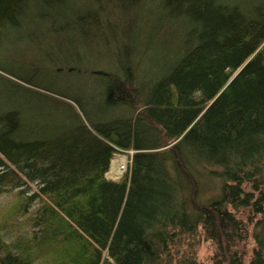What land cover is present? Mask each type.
<instances>
[{
    "label": "trees",
    "instance_id": "trees-1",
    "mask_svg": "<svg viewBox=\"0 0 264 264\" xmlns=\"http://www.w3.org/2000/svg\"><path fill=\"white\" fill-rule=\"evenodd\" d=\"M251 1L0 0V28L35 13L56 35H99L115 12L137 6L157 11L162 25L181 21L178 46L163 47L169 31L149 84L128 72L120 51L116 72L99 73L105 104L133 115L83 113L88 125L77 116L31 137L18 110L0 112V193L17 196L0 211V264H244L239 244L249 236L246 264H264V0ZM128 149L127 171L107 179L113 154ZM201 165L222 181L207 202L196 197ZM199 235L213 245L206 263L190 248Z\"/></svg>",
    "mask_w": 264,
    "mask_h": 264
},
{
    "label": "rangeland",
    "instance_id": "rangeland-1",
    "mask_svg": "<svg viewBox=\"0 0 264 264\" xmlns=\"http://www.w3.org/2000/svg\"><path fill=\"white\" fill-rule=\"evenodd\" d=\"M143 8L144 6H137L123 16L119 12H115L114 17L109 14L106 20L111 17L113 27L104 31L108 25L102 22L99 35L93 37L85 35V28L79 32L66 29L59 35L50 34L45 28L49 23L35 13L18 18L17 26L3 25L0 28V112L7 108L18 110L23 118L24 129L33 132L31 137L38 136L37 133L45 135L62 130L64 126L74 124L77 116L88 125L83 113L100 121L133 115L130 109L126 113V107L105 104L106 84L99 73L116 72L118 66L113 61V55L120 51L123 53L122 62L125 66H130L128 72L131 71L133 77L137 76L135 78L139 82L149 84L155 76L156 66H162L160 46L166 41L170 31L173 34L163 47L173 51L178 46L177 38L180 36L178 32L181 26L179 19H175L173 24L162 25L157 11L152 9L147 13ZM163 27L165 29L162 32ZM157 32L158 36L152 38V34ZM80 37H88L90 40H86L88 43L82 42ZM64 38L73 40V44H61ZM149 57L156 59L153 66L148 65ZM64 58L67 62H62ZM52 60L55 62H51ZM132 153L131 149L114 153L110 162L117 155L123 154L127 157L126 167L119 177L112 178L108 175L109 163L105 177L113 181L120 180L128 169L129 156ZM213 168L201 165L193 170V177L198 185L196 197L201 202H207L220 193L222 181L211 172ZM15 193V189L0 193V211L16 203ZM35 206L32 204L29 214ZM248 214L243 209L237 211V217L245 223ZM251 218L254 220L257 216L253 214ZM22 219V216L16 215L9 222L15 225ZM14 228L16 229V225ZM190 243V248L196 253L195 259L206 263L213 251L212 243L200 235ZM239 245L240 254H246L242 257L246 264L252 257L254 240L249 236ZM53 250L54 248L50 249L51 252Z\"/></svg>",
    "mask_w": 264,
    "mask_h": 264
},
{
    "label": "bare ground",
    "instance_id": "bare-ground-1",
    "mask_svg": "<svg viewBox=\"0 0 264 264\" xmlns=\"http://www.w3.org/2000/svg\"><path fill=\"white\" fill-rule=\"evenodd\" d=\"M127 164V157L123 154L117 155L111 160L108 175L112 178H117L121 175Z\"/></svg>",
    "mask_w": 264,
    "mask_h": 264
},
{
    "label": "water",
    "instance_id": "water-1",
    "mask_svg": "<svg viewBox=\"0 0 264 264\" xmlns=\"http://www.w3.org/2000/svg\"><path fill=\"white\" fill-rule=\"evenodd\" d=\"M107 173H105V175H106Z\"/></svg>",
    "mask_w": 264,
    "mask_h": 264
}]
</instances>
